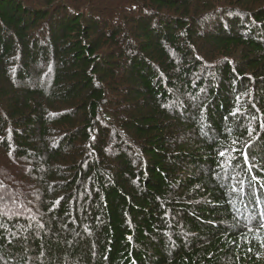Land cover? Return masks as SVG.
Listing matches in <instances>:
<instances>
[{
    "label": "trees",
    "instance_id": "obj_1",
    "mask_svg": "<svg viewBox=\"0 0 264 264\" xmlns=\"http://www.w3.org/2000/svg\"><path fill=\"white\" fill-rule=\"evenodd\" d=\"M0 264H264V0H0Z\"/></svg>",
    "mask_w": 264,
    "mask_h": 264
}]
</instances>
